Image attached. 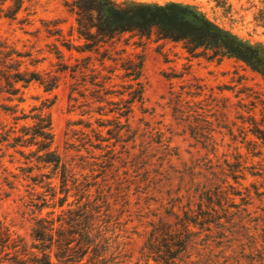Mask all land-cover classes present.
<instances>
[{"label": "trees", "instance_id": "trees-1", "mask_svg": "<svg viewBox=\"0 0 264 264\" xmlns=\"http://www.w3.org/2000/svg\"><path fill=\"white\" fill-rule=\"evenodd\" d=\"M20 6L14 2V8L6 9L11 16L3 18H14ZM73 10L75 32L84 45L78 49L66 45L67 51L93 53L110 45L118 34L147 36L156 30L165 39L185 43L190 52L203 50L235 59L264 79V43L250 42L220 27L194 5L169 1L123 9L112 0H76ZM14 54L24 57L0 47V94L10 104L2 110L12 121L0 128V168L5 174L3 186L18 193L30 234L27 241L0 217V264H112L113 245L121 232L117 213L128 214L133 197L145 237L144 264H191L194 232L208 231L210 224L225 219L235 197L248 198L246 206L257 202L252 231L264 235L263 121L242 122L247 125L239 132L243 147L224 152L222 162L216 161V150L211 148L200 160L181 163L159 129L133 126L135 106L143 104L141 95H113L111 77L90 82L92 88L85 85L80 93L79 71L63 63L60 52L56 57L60 67L53 74L21 69ZM110 60L102 56L101 66ZM83 69L91 68L87 63ZM67 72L72 81L68 101L86 117L83 128L88 131L82 134L77 155L69 160L53 147L50 109L55 98L31 97L39 103L29 105L28 111L21 107L26 102L23 90L30 84L51 94ZM4 158L16 165L18 174L4 166ZM174 174L179 175L180 192L172 194ZM163 189L164 215L151 210L162 200Z\"/></svg>", "mask_w": 264, "mask_h": 264}, {"label": "rangeland", "instance_id": "rangeland-1", "mask_svg": "<svg viewBox=\"0 0 264 264\" xmlns=\"http://www.w3.org/2000/svg\"><path fill=\"white\" fill-rule=\"evenodd\" d=\"M3 1L4 6H0V47L24 55L19 59L13 55L14 61L22 63L21 69L53 74L60 67L56 59L60 52L63 63L75 66L79 71L76 88L80 93L84 92L85 85L92 88L90 82L111 77L109 89L113 95L143 97V104L135 106L133 126L140 125L144 130L147 126L159 129L165 138H169L181 163L200 160L211 148L216 150V161L222 162L224 152L243 147L239 132L247 125L243 126L242 122L251 118L264 122V79L235 59L215 57L203 50L190 52L185 43L165 39L156 30L147 36L137 32L118 34L110 45L97 52L77 53L73 49L80 48L84 41L78 39L75 32L73 8L76 0H0V3ZM112 1L123 9L133 4L169 1L191 4L233 34L253 43H264V0ZM14 2L21 4L18 13L14 18H3L11 16L12 12L6 9L14 8ZM66 45L73 49L67 51ZM102 56L112 61H105L101 66ZM89 57L90 61H87ZM87 63L90 70L83 69ZM136 75L138 80H132ZM61 79L51 94L30 84L23 90L26 102L21 107L28 111L29 105L39 103L31 97L55 98L50 109L53 147L69 160L77 155L82 134L88 132L83 128L87 119L68 101L72 83L68 72ZM5 105L10 104L0 94V128L12 122L2 110ZM81 153L85 155L84 151ZM2 161L9 171L18 174L16 165L8 164V158ZM174 162L178 161L174 158ZM4 175L0 168V217L29 241L30 224L21 216L23 208L19 209L18 193L3 186ZM178 176H173L172 194L180 192ZM5 193L9 196L5 197ZM161 193L162 200L154 203L151 210L164 215L167 213V196L164 189ZM231 200L233 206L226 215L228 220L210 224L208 231L194 232L197 237L190 249L188 261L191 264H264V235L253 232L251 223L257 202L254 201L255 206L251 207L246 206L250 201L246 197ZM137 203L133 197L130 212L117 213L121 215L118 225L121 232L113 245L112 264L145 263L142 257L145 237L136 212Z\"/></svg>", "mask_w": 264, "mask_h": 264}]
</instances>
